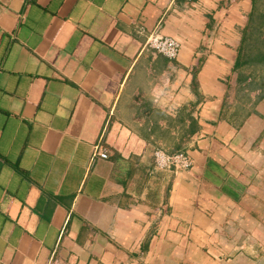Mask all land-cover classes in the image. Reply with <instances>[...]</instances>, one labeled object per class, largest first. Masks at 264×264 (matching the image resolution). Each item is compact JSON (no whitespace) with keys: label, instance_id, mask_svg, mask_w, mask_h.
<instances>
[{"label":"crops","instance_id":"obj_1","mask_svg":"<svg viewBox=\"0 0 264 264\" xmlns=\"http://www.w3.org/2000/svg\"><path fill=\"white\" fill-rule=\"evenodd\" d=\"M0 264H264V0H0Z\"/></svg>","mask_w":264,"mask_h":264},{"label":"built area","instance_id":"obj_2","mask_svg":"<svg viewBox=\"0 0 264 264\" xmlns=\"http://www.w3.org/2000/svg\"><path fill=\"white\" fill-rule=\"evenodd\" d=\"M147 46L170 59H176L180 51V42L173 36L151 35L147 40ZM96 155L107 158L105 149L97 148ZM155 163L159 168L188 169L192 166V160L185 152L167 153L163 150L154 152Z\"/></svg>","mask_w":264,"mask_h":264}]
</instances>
